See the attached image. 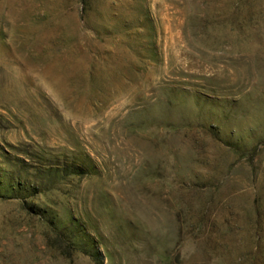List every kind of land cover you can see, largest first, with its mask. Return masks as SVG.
I'll use <instances>...</instances> for the list:
<instances>
[{
    "label": "rangeland",
    "instance_id": "374dc122",
    "mask_svg": "<svg viewBox=\"0 0 264 264\" xmlns=\"http://www.w3.org/2000/svg\"><path fill=\"white\" fill-rule=\"evenodd\" d=\"M0 264H264V0H0Z\"/></svg>",
    "mask_w": 264,
    "mask_h": 264
}]
</instances>
